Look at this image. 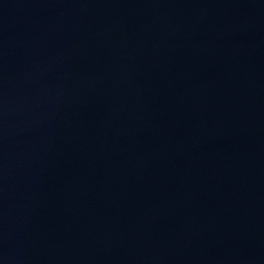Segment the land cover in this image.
<instances>
[{"label": "water", "instance_id": "95a60500", "mask_svg": "<svg viewBox=\"0 0 264 264\" xmlns=\"http://www.w3.org/2000/svg\"><path fill=\"white\" fill-rule=\"evenodd\" d=\"M0 264H264V0H0Z\"/></svg>", "mask_w": 264, "mask_h": 264}]
</instances>
